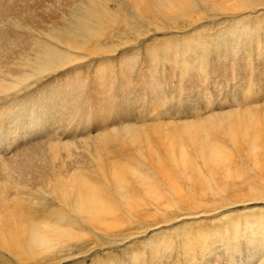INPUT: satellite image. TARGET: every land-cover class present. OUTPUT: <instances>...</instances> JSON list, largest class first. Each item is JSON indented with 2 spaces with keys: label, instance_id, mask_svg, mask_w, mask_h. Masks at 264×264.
I'll return each mask as SVG.
<instances>
[{
  "label": "bare ground",
  "instance_id": "bare-ground-1",
  "mask_svg": "<svg viewBox=\"0 0 264 264\" xmlns=\"http://www.w3.org/2000/svg\"><path fill=\"white\" fill-rule=\"evenodd\" d=\"M112 2L117 5L115 8ZM247 4L248 0H0V99L19 94L46 76L83 61L82 54L90 38L113 40L122 25L110 27L111 31L105 26L108 19L117 23L123 11L130 14L125 20L136 22L137 27L164 29L173 22L178 24L195 18L203 21L206 11L216 17L222 10L239 9ZM244 15L246 18L248 13ZM247 25L241 27L242 32ZM254 31L257 30H252L255 35ZM239 32L237 36H241ZM67 69L64 71L68 72ZM106 70L104 66L99 67V78L106 76ZM56 80L58 84L48 85L45 81L28 97L0 106V252L4 255L10 254L18 260L53 258V252H64L58 248L84 239L89 234L84 233L87 230L103 235L117 231L123 235L131 228L138 230L142 220L155 221L157 217L164 220L185 206L195 209L221 195L228 196L230 201L238 199L242 194L232 195L228 191L240 187L239 182L252 191L255 189V199L264 200V101L250 108L208 114L198 120H155L149 124L122 126L94 133L93 140L88 138L72 145L70 141L60 145V140L42 142V139L26 144L27 140L46 133L53 124L70 120L76 114L86 80L69 74ZM82 118L85 123L88 121L86 115ZM114 148L119 149L118 154ZM251 171L255 174L251 175ZM247 181H259L256 183L262 186H250ZM17 185L40 188L43 199H50L53 205L51 219L55 216L62 225L40 222L41 218L38 222L30 217L18 197ZM245 220L247 227L257 226L264 231V213ZM234 222L237 231L240 222ZM262 251L253 264H264Z\"/></svg>",
  "mask_w": 264,
  "mask_h": 264
},
{
  "label": "rangeland",
  "instance_id": "rangeland-1",
  "mask_svg": "<svg viewBox=\"0 0 264 264\" xmlns=\"http://www.w3.org/2000/svg\"><path fill=\"white\" fill-rule=\"evenodd\" d=\"M251 1L253 0H248V4L239 9L222 10L221 14L219 13L216 17L212 16L211 11H206L203 13V21L195 18L192 21H179L178 24L173 22L171 27H168L169 29L137 27L136 22L125 20L128 14L123 11L121 16L123 18L120 17L117 23H112L111 19H108L107 26H105L108 31H111L110 27L122 25L121 32L113 40L90 38L85 46L87 50L82 54L85 57L83 61L80 60L75 64L76 66L70 65L46 76L38 83L26 87L19 94L13 93L8 97H2L0 106L3 103L18 101L21 97H28L34 89L46 82L48 85L58 84L56 79L68 74L81 77L86 80V88L80 103L76 104L78 106L77 111L75 110L76 114L70 120L62 119L63 122L60 124H53L55 127L50 126V129L43 135L26 141V144H29L31 141L41 139L42 142L60 140V145L65 144L66 141H70L72 145L88 138L93 140L94 137L91 135L94 133L97 135L100 132L131 124H149L155 120H198L199 117L203 118L219 111L245 109L254 106L256 102L262 103L264 101V1L254 0L252 5L256 4L253 8L249 4ZM111 5L114 8L117 6L114 2ZM245 13H248L246 18L243 17ZM257 15L261 18L259 19ZM243 18L251 21L247 19L245 23ZM254 18L258 20L253 21ZM248 21L249 25H247ZM243 24L247 25V28L250 26V29L245 28L248 31L243 29L245 33L241 29L245 26ZM252 28L257 30V32L254 31L256 36ZM237 32L242 36L238 35L240 39ZM71 51L78 54L77 50L72 49ZM161 54L169 56V59L166 56L160 57ZM173 57H176L174 58L176 63H173ZM103 66L107 68V74L99 78L98 69ZM66 68L68 72H65ZM183 69L187 71L184 72ZM151 75L155 76L151 77ZM98 83L101 85L99 86ZM102 88L106 90L102 91ZM85 115L88 118L86 123L82 118ZM67 125L69 128L65 127ZM80 125L83 128L79 127ZM113 151L116 154L119 153L118 148H114ZM252 172L254 171H251V175H254L255 173ZM256 182L259 181H247L246 183L250 186L253 184L262 186V183ZM237 184L242 185L232 190L233 193L228 192L232 195L242 194L238 196L239 198L245 195L242 199L236 197L232 202L228 200V196L221 195L215 200L208 199V203H202V206L195 209L185 206L178 214L173 208L174 214L170 213L167 217L169 220L164 219L166 220L164 221L160 217H157L155 221L142 220L138 230L134 227L123 235L114 231L107 236L103 233L89 231L87 228L88 232L84 233L89 234L84 239L72 242L71 246L68 244L69 246L58 248L63 249L64 252H53L51 254L53 258L38 260L39 257H36L18 260L10 254L4 255V252H0V264H253L263 252L264 246L260 247V244L264 240V231L262 232L257 226L247 227L245 219L264 213V200L255 199L257 196V194L253 195L255 189L252 191L245 183V185L242 182ZM32 187L22 188L20 185L16 187L20 189L18 197L27 207L28 215L30 214L29 216H32L34 220L37 219L35 221L38 222L42 219L40 222H54L62 225V222L55 220V216L53 217L55 221L51 219L53 205L50 199L44 200L45 197L42 195L43 192H40V188L36 190ZM249 197L254 198L249 200L247 199ZM236 200H243L244 203ZM203 204L206 205L204 209ZM235 220L240 222L237 231L233 224ZM184 226L190 228H184ZM81 232L83 231H80V234H84ZM155 244H158L159 248L154 246Z\"/></svg>",
  "mask_w": 264,
  "mask_h": 264
}]
</instances>
